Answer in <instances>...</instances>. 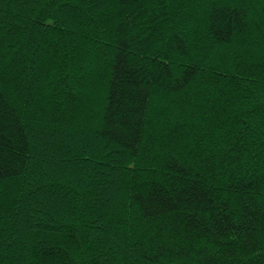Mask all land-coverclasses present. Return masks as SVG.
Segmentation results:
<instances>
[{"label":"trees","instance_id":"trees-1","mask_svg":"<svg viewBox=\"0 0 264 264\" xmlns=\"http://www.w3.org/2000/svg\"><path fill=\"white\" fill-rule=\"evenodd\" d=\"M0 264H264V0H0Z\"/></svg>","mask_w":264,"mask_h":264}]
</instances>
